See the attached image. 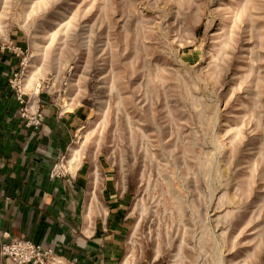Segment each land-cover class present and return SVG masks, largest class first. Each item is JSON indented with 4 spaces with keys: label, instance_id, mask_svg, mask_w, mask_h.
<instances>
[{
    "label": "rangeland",
    "instance_id": "obj_1",
    "mask_svg": "<svg viewBox=\"0 0 264 264\" xmlns=\"http://www.w3.org/2000/svg\"><path fill=\"white\" fill-rule=\"evenodd\" d=\"M3 45L87 110L73 157L131 197L136 259L264 264V0H0Z\"/></svg>",
    "mask_w": 264,
    "mask_h": 264
},
{
    "label": "crops",
    "instance_id": "obj_2",
    "mask_svg": "<svg viewBox=\"0 0 264 264\" xmlns=\"http://www.w3.org/2000/svg\"><path fill=\"white\" fill-rule=\"evenodd\" d=\"M16 55L0 52V231L53 248L51 264H142L133 254L138 221L131 197L116 187L100 153L73 157L87 110L42 95L40 131L25 128L7 86ZM60 156L69 160L70 176L52 181L48 173ZM0 264L13 263L0 256Z\"/></svg>",
    "mask_w": 264,
    "mask_h": 264
},
{
    "label": "built area",
    "instance_id": "obj_3",
    "mask_svg": "<svg viewBox=\"0 0 264 264\" xmlns=\"http://www.w3.org/2000/svg\"><path fill=\"white\" fill-rule=\"evenodd\" d=\"M5 49L8 51L9 48L4 45L0 46V52H4ZM24 71L25 59L23 58L20 59L18 68L11 73L7 86L19 106L23 126L33 132H38L41 129L43 118L37 105L42 102L43 94L37 92L36 89L27 90L23 77ZM67 176H70L69 160L65 156H60L52 165L48 178L53 181L62 180ZM1 240L5 242L2 243ZM0 256L8 258L13 264H51L55 260V250L33 243L26 238H12L9 232L0 231Z\"/></svg>",
    "mask_w": 264,
    "mask_h": 264
}]
</instances>
